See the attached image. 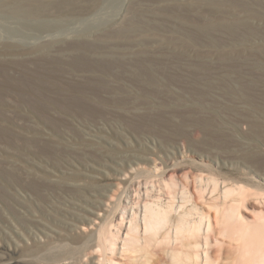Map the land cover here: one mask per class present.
Instances as JSON below:
<instances>
[{
    "label": "rangeland",
    "instance_id": "rangeland-1",
    "mask_svg": "<svg viewBox=\"0 0 264 264\" xmlns=\"http://www.w3.org/2000/svg\"><path fill=\"white\" fill-rule=\"evenodd\" d=\"M192 201L208 245L145 234ZM233 204L264 234V0H0V264H244Z\"/></svg>",
    "mask_w": 264,
    "mask_h": 264
},
{
    "label": "bare ground",
    "instance_id": "bare-ground-1",
    "mask_svg": "<svg viewBox=\"0 0 264 264\" xmlns=\"http://www.w3.org/2000/svg\"><path fill=\"white\" fill-rule=\"evenodd\" d=\"M211 181L214 184L213 185L214 186V188H213L214 190L212 189V191H213L212 193L213 194L211 193L212 196H214L215 193L216 194H220V190L221 189L222 190L224 189V193L225 194H223V195L228 196L227 198H231L232 196H234L233 194H235V191H236V194H237V195L235 194V196H238V195L242 196L244 194L243 193L244 190H243V192L241 191V194H239L240 191H238V188H232L233 186H227L224 183L220 184L218 182V180H215V179H212ZM239 189H241V187H239ZM210 192H209V195H210ZM183 194H185V192ZM226 196H223V197H226ZM229 196H231V197H229ZM215 197H214V200L217 198V197L216 198ZM211 198H209V199L211 200ZM227 198L225 200H227ZM182 199L185 200V196ZM193 202L194 201H192L191 203H193ZM193 205H194V203H193ZM193 205L190 206L191 207L190 209L185 210V209H183L182 206L175 207V205L174 206L169 205L167 207L161 206V207H163V208H161L160 206H156L155 204L153 205V203L152 204L146 203L145 206H144L145 207V213H144V216L142 218L143 219V223H144L145 234H148L150 236L154 235L155 237H158V234L160 235V233L162 232L163 229L167 230L168 226L172 225L171 230L167 233V237L166 238H168V239L171 238L170 240L174 239L175 241H177L179 239L181 240L184 237L185 234H186V236L188 234L191 238H195V237L197 238L200 235L201 236L204 235L205 241H207L206 245H208L209 244L208 239L210 240L209 237L211 236V232L214 231L213 230L214 229V227H213L214 224L212 225L213 221L211 220L212 218L210 217V215L209 216H205L204 213H202V215L199 218H193V216L197 214V211H199L198 206H195V205L193 206ZM233 205H235V204H233ZM238 205L241 206L242 203L241 204L238 203ZM238 205L236 204L234 208H232L233 206H231V209L229 211H228V208H227L226 212L228 214L227 213L226 214L228 216H224V218H222V219L220 218L221 216L220 217L218 216V218H220L221 219L220 221L222 222V220L225 219V217H228V221L227 222H229V220L232 221V225L234 224L233 221L237 222V224H238V222L241 223L240 225H242V228L241 227H240V229L238 228L239 229L238 230L239 236L235 235V234H237L236 232H235L234 235L239 237L240 239H242V240H240L241 243L243 241L241 246L244 247V248L242 247V249H244V252H242V253L247 254V257L248 256L250 257L251 255L255 254L256 251H258L255 248L254 249L256 251L253 250V247H254L255 244H256L255 245L256 248L264 247V246H260L261 242L264 241V240H262L264 238V234L262 232L261 233L263 234V236H262V234H259V231H261L262 229L260 230L259 228L255 227V226H254V228H256V229H254V228H251L246 223H244L245 222V220L243 219L244 216H242L243 214H241V212H240L241 209L239 210L240 207L238 208ZM213 207L214 206H212V208ZM219 208H217V209H219ZM224 210H226V209H224ZM173 212H176V214L179 215V219L175 223H173L172 217H171ZM217 212L218 211H216V215H221L222 214V213L221 214L220 213L217 214ZM199 214H200V212H198L197 215L199 216ZM224 221H226V220H224ZM86 223H87L86 217H83V218H80L75 223H73L72 227L76 231H82L84 228H86ZM237 224H235V225H237ZM129 225H130V227L128 229V234L126 236L127 239L125 238L126 242L128 243V244L126 243V246H128L130 243L132 245L130 244L129 246H133V244H136V242L139 241V240H137V238H138V234L140 235V233H139L140 232V224L132 222ZM224 228H225V226H224ZM228 228H229V226H228ZM228 228H226L227 231H228ZM233 230H234V226H231V228L229 230L230 233H229V231H228V233L231 235V231L233 232ZM257 230H259L258 233H257ZM235 231H237V229H235ZM225 233L227 235L226 231H225ZM230 235H228V236H230ZM258 235H259L260 241H258ZM260 235H261V238H260ZM113 238H115V237L112 236L111 238L108 239L110 247H112L115 244V241H114ZM132 242H134V243H132ZM257 243L259 244V246H257ZM262 244H263V242H262ZM261 249H259L261 251V253H260V251L256 252L258 254V256L256 254L253 255L255 257L252 256L254 258V259H252V261H255V264H264V254H263L264 253V251H263L264 249L263 248H261ZM262 251H263V253H262ZM207 253L208 252H206L205 256H206L207 260H210L209 259V255ZM256 256H257V259L255 260ZM247 257L243 256V258H242L243 261H241V262L243 263L245 261V259H247ZM251 258H248L249 262H250ZM207 260H206V262H208ZM248 261L246 260L244 262V264H249V263H247ZM179 262L180 261H178V264H181ZM208 263H210V261ZM45 264H54V263L45 262ZM61 264H76V263L65 261V262H63ZM83 264H86V263L83 262ZM251 264H252V262H251ZM253 264H254V262H253Z\"/></svg>",
    "mask_w": 264,
    "mask_h": 264
}]
</instances>
